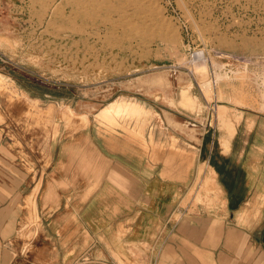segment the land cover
Segmentation results:
<instances>
[{
	"label": "rangeland",
	"instance_id": "374dc122",
	"mask_svg": "<svg viewBox=\"0 0 264 264\" xmlns=\"http://www.w3.org/2000/svg\"><path fill=\"white\" fill-rule=\"evenodd\" d=\"M211 60L248 76L205 91ZM262 79L264 0L1 1L0 264H207L205 222L208 264H264ZM119 97L142 111L98 119Z\"/></svg>",
	"mask_w": 264,
	"mask_h": 264
},
{
	"label": "crops",
	"instance_id": "0c3cea01",
	"mask_svg": "<svg viewBox=\"0 0 264 264\" xmlns=\"http://www.w3.org/2000/svg\"><path fill=\"white\" fill-rule=\"evenodd\" d=\"M3 0H0V2ZM8 1V0H7ZM11 1V0H9ZM9 4V10L15 8L13 3H8ZM122 98V97H119ZM118 98V99H119ZM118 99L109 101L106 103L104 107L107 108V112L111 109L110 103L111 102H117ZM125 99V98H124ZM103 107V108H104ZM103 110V109H101ZM109 111V112H110ZM101 112V111H98ZM97 112V113H98ZM108 115V114H107ZM124 113H121L119 116H111L112 120L110 121V118H106L104 116H101L98 119H105L108 121V123L113 124L115 120H117L120 117H123ZM128 116V115H127ZM89 140H91L93 146L96 148V151L99 155L100 158H102L104 161H106L108 167L105 168L109 172H114L116 171V168L122 167L125 171L130 170L136 172L137 168L128 166L126 160L124 157H119V154H115L114 151L107 146L108 151H105L103 148L101 149L99 145L96 143L95 140H93L89 135H88ZM110 150V151H109ZM1 160H4L3 157H1ZM2 162V161H1ZM16 193V186H15V172L14 170L6 169L2 165H0V239H2V236L4 233L7 234V231L9 228L14 226L15 220L17 218V201L15 197ZM205 228H206V246H207V264L208 261L211 258H214L215 255H220L218 258H221L223 255L222 252H218L217 248L220 246L219 241H216V237L218 235V231L220 227H218L217 224H208L205 222ZM5 229V232L4 230ZM222 251V250H221Z\"/></svg>",
	"mask_w": 264,
	"mask_h": 264
},
{
	"label": "bare ground",
	"instance_id": "6f19581e",
	"mask_svg": "<svg viewBox=\"0 0 264 264\" xmlns=\"http://www.w3.org/2000/svg\"><path fill=\"white\" fill-rule=\"evenodd\" d=\"M94 4L97 5L96 3H94ZM123 25H125V23ZM123 25H122V27H123ZM114 29H116V28H114ZM210 64H212V66L214 68V71H213L211 78L210 79H203L201 81V83H202L201 85L205 89V91L212 90V88H214L213 85L216 84L218 92H221V90H220L221 88L219 87V85L221 83H223V82L228 83V82H231L233 80H239L240 81L243 78H246V76H248V73L246 71H239V70H232V69L224 70L222 64H219L213 60L210 61ZM203 66H206V65H203ZM195 67H196V65H195ZM199 68H200V66H199ZM194 71H196V70H194ZM200 72L204 73V69H202ZM197 74H198V72H197ZM262 81H263V86H264V79H262ZM110 106H111L112 111L109 110L110 112L108 111L107 112L108 115H107V114H105L107 111V108L104 107V108H102L103 110H101L100 117L104 115V117L112 119L111 116H119L121 113H124V115H136L142 111V107L139 103H132L128 100H125L123 97L119 98L117 100V102H111ZM263 107H264V105L262 106V108ZM64 117L67 118V113H65Z\"/></svg>",
	"mask_w": 264,
	"mask_h": 264
},
{
	"label": "water",
	"instance_id": "95a60500",
	"mask_svg": "<svg viewBox=\"0 0 264 264\" xmlns=\"http://www.w3.org/2000/svg\"><path fill=\"white\" fill-rule=\"evenodd\" d=\"M180 73H182L181 71H178ZM165 76L163 75V73L159 74V76H157V78H155L153 81L158 82V83H164L165 81ZM205 138V137H204ZM201 149H203V146H201Z\"/></svg>",
	"mask_w": 264,
	"mask_h": 264
},
{
	"label": "flooded vegetation",
	"instance_id": "af4514ba",
	"mask_svg": "<svg viewBox=\"0 0 264 264\" xmlns=\"http://www.w3.org/2000/svg\"><path fill=\"white\" fill-rule=\"evenodd\" d=\"M181 89H186V88H185V87H183V88H181ZM105 105H106V104H105ZM105 105H104V106H105ZM104 106H102V107H101V109H102ZM101 109H100L99 111H101Z\"/></svg>",
	"mask_w": 264,
	"mask_h": 264
}]
</instances>
